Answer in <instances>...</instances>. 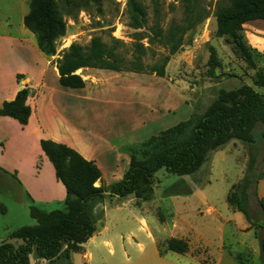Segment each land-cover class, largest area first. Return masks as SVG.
I'll return each instance as SVG.
<instances>
[{"label":"rangeland","instance_id":"1","mask_svg":"<svg viewBox=\"0 0 264 264\" xmlns=\"http://www.w3.org/2000/svg\"><path fill=\"white\" fill-rule=\"evenodd\" d=\"M55 1L67 31L56 41V53L46 56L51 64L72 42L87 45L93 36H100L105 42L111 37L121 39L125 50L135 41L136 30L128 25L125 13L126 0ZM209 2V16L184 36L182 47L170 57L164 77L95 68L78 71L87 81L85 91L90 101L84 136L78 137L80 141L75 145L90 161L103 167L105 175L99 185L108 186L119 180L123 175L120 173L128 167L131 149L179 121L202 114L220 89L248 84L264 91L253 83L256 69L237 54L229 38L215 35L216 0ZM6 3L8 0H0V31L14 32L20 15L16 5L10 3L11 7L6 8ZM161 11L163 26L171 18L181 16L180 5L174 0H164ZM149 19L151 23L150 9ZM243 30L247 45L254 49L253 61L258 69L264 65V46H254L250 33L264 39V27L254 22ZM255 41L262 44L261 40ZM153 49L158 54L149 51L144 58L146 63H153L160 54L167 53L158 45H153ZM212 54L219 63L213 70L209 64ZM47 81L49 87L57 89L53 93L55 102L75 104L71 97L74 89L59 85L58 79L56 82L51 75ZM263 130L264 123L257 120L250 140L234 138L212 150L191 175L178 176L158 169L144 199L106 193L102 200L93 201L96 228L101 230L104 220L106 228L97 235L99 242L95 246L92 243L86 246L93 255L88 264H264L261 250L264 229L259 226L262 215L258 204V199L264 197ZM32 139L29 137L28 152L35 155L37 147ZM115 165L118 174H110ZM244 177L251 181L246 206L252 224L227 201ZM28 203L27 194L11 175L0 174V239L22 225L36 223L30 217ZM52 208L63 209L64 205ZM138 218H143L146 224L143 228ZM169 237L185 239L188 251L180 254L166 250L165 240ZM3 241L21 243L9 235ZM30 257V264H42L35 251ZM85 261L81 253H70L71 264ZM66 263L62 259V264Z\"/></svg>","mask_w":264,"mask_h":264},{"label":"trees","instance_id":"2","mask_svg":"<svg viewBox=\"0 0 264 264\" xmlns=\"http://www.w3.org/2000/svg\"><path fill=\"white\" fill-rule=\"evenodd\" d=\"M174 1L180 5L181 16L171 18L163 26L161 6L164 0H126L125 13L128 25L136 30L135 41L127 50L125 43L114 37L105 42L100 36H93L87 45L72 42L53 61L60 85L83 88L85 80L77 73L82 68L164 77L170 57L180 50L184 36L193 32L210 14L211 3L207 0ZM149 9L152 11L151 23ZM213 15L215 35L229 38L237 54L256 69L254 85L264 90V65L256 68L254 49L247 45L243 34L244 23L264 21V0H216ZM23 24L34 33L39 50L46 56L56 53V41L67 31L66 21L55 0H29ZM153 45L165 48L167 53L160 54L153 63H146L144 58L149 51L158 54ZM209 64L212 70L219 64L213 54ZM29 94L26 86L18 90L13 100L2 103L0 116H9L26 125L31 114L27 104ZM193 117L159 131L131 149L129 164L122 177L108 186L95 185L102 176L99 167L77 150L51 139H41L40 148L51 162L56 179L65 187L64 208L44 211L30 204L29 214L36 223L22 225L10 233V239L21 240L18 245L8 241L0 243V264H29L32 251L49 262L62 258L71 264L70 253L79 252L96 230L93 201L102 200L106 191H110L109 196L134 195L136 199H144L158 169L164 168L178 176L191 175L212 150L234 138L250 140L254 123L257 120L264 123V91H257L248 84L230 90L220 89L205 111ZM11 175L18 181L15 173ZM250 182L244 177L242 184L228 195L227 201L252 224L246 206ZM258 204L262 215L259 226L264 229V197L258 199ZM165 245L166 250L172 252L183 254L188 251V243L182 238L169 237Z\"/></svg>","mask_w":264,"mask_h":264},{"label":"crops","instance_id":"3","mask_svg":"<svg viewBox=\"0 0 264 264\" xmlns=\"http://www.w3.org/2000/svg\"><path fill=\"white\" fill-rule=\"evenodd\" d=\"M10 3L17 6L20 19L16 31H0V108L4 101L13 100L17 91L26 86L30 91L27 104L31 108V114L26 125L19 124L9 116H0V174L8 177V174L15 173L18 181L13 180L27 194L28 204L42 207L44 211H50L53 209L52 207L64 205L66 190L64 185L56 179L51 162L40 148V140L51 139L64 143L89 160L75 145L80 141L78 137L84 136L85 132L87 101L89 100L85 91L87 81L84 79L85 86L83 88H71L74 89L71 91L73 94L71 97L75 104L54 101L53 93L57 92V89L49 87L47 79L51 75L57 82L59 76L55 63L51 64L47 60L46 55L37 46L34 33L23 24V17L29 10V0H8L4 6L10 8ZM254 22H258L264 27L262 20L248 21L243 24V27H250ZM250 39L254 46H264V39L254 37L251 33ZM255 40H261L262 44H257ZM84 69L94 68H82L77 71ZM82 95L83 99H81ZM84 115L85 119L83 120ZM10 128H12V132H10ZM29 137H33V144L37 147L35 155L28 152ZM97 166L102 176L105 175L103 167L99 163ZM113 167L109 173L118 174L119 170L116 165ZM122 174L123 172L120 173V175ZM100 180L95 185L98 186ZM103 207L106 213V205L104 204ZM138 220L143 228L146 225L143 218H138ZM105 228L104 220L103 228L101 230L96 228L93 235L82 244L79 253L86 260L84 264H88V260L91 261L93 257L92 252L87 251L86 246L89 243L95 246L99 242L96 239L97 235H100ZM10 233L7 232L6 237L0 239V242L7 239ZM30 262L29 255V264ZM39 262L62 264V259L49 262L41 258Z\"/></svg>","mask_w":264,"mask_h":264},{"label":"water","instance_id":"4","mask_svg":"<svg viewBox=\"0 0 264 264\" xmlns=\"http://www.w3.org/2000/svg\"><path fill=\"white\" fill-rule=\"evenodd\" d=\"M107 194H110V191H106ZM261 250L264 253V243H262Z\"/></svg>","mask_w":264,"mask_h":264},{"label":"bare ground","instance_id":"5","mask_svg":"<svg viewBox=\"0 0 264 264\" xmlns=\"http://www.w3.org/2000/svg\"><path fill=\"white\" fill-rule=\"evenodd\" d=\"M78 72V71H77Z\"/></svg>","mask_w":264,"mask_h":264}]
</instances>
